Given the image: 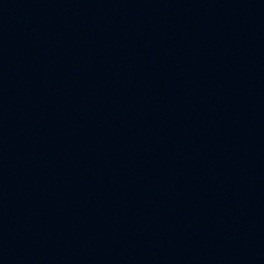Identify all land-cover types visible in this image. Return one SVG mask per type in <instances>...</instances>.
<instances>
[{
	"label": "water",
	"instance_id": "95a60500",
	"mask_svg": "<svg viewBox=\"0 0 264 264\" xmlns=\"http://www.w3.org/2000/svg\"><path fill=\"white\" fill-rule=\"evenodd\" d=\"M0 264H264V0H0Z\"/></svg>",
	"mask_w": 264,
	"mask_h": 264
}]
</instances>
